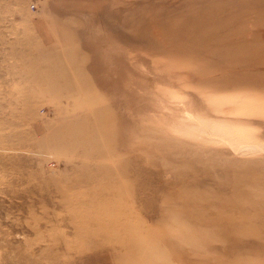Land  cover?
Listing matches in <instances>:
<instances>
[{"label":"rangeland","instance_id":"rangeland-1","mask_svg":"<svg viewBox=\"0 0 264 264\" xmlns=\"http://www.w3.org/2000/svg\"><path fill=\"white\" fill-rule=\"evenodd\" d=\"M0 264H264V0H0Z\"/></svg>","mask_w":264,"mask_h":264},{"label":"built area","instance_id":"built-area-1","mask_svg":"<svg viewBox=\"0 0 264 264\" xmlns=\"http://www.w3.org/2000/svg\"><path fill=\"white\" fill-rule=\"evenodd\" d=\"M31 7L34 8V4H32Z\"/></svg>","mask_w":264,"mask_h":264},{"label":"crops","instance_id":"crops-1","mask_svg":"<svg viewBox=\"0 0 264 264\" xmlns=\"http://www.w3.org/2000/svg\"><path fill=\"white\" fill-rule=\"evenodd\" d=\"M42 37H43V35H42Z\"/></svg>","mask_w":264,"mask_h":264}]
</instances>
